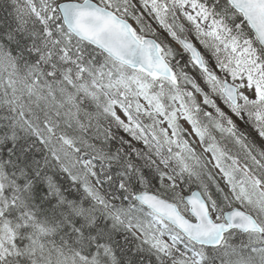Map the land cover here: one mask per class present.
Returning <instances> with one entry per match:
<instances>
[{
    "label": "snow or ice",
    "instance_id": "1",
    "mask_svg": "<svg viewBox=\"0 0 264 264\" xmlns=\"http://www.w3.org/2000/svg\"><path fill=\"white\" fill-rule=\"evenodd\" d=\"M0 264H264V0H0Z\"/></svg>",
    "mask_w": 264,
    "mask_h": 264
}]
</instances>
